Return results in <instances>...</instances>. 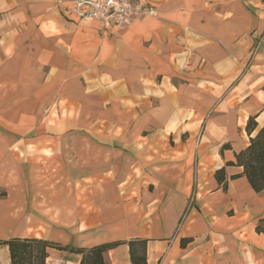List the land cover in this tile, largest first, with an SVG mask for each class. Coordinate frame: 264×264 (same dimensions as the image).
I'll use <instances>...</instances> for the list:
<instances>
[{
  "label": "crops",
  "instance_id": "1",
  "mask_svg": "<svg viewBox=\"0 0 264 264\" xmlns=\"http://www.w3.org/2000/svg\"><path fill=\"white\" fill-rule=\"evenodd\" d=\"M142 2L156 16L107 30L69 0H0V242L264 264V191L237 163L264 127V1Z\"/></svg>",
  "mask_w": 264,
  "mask_h": 264
},
{
  "label": "trees",
  "instance_id": "2",
  "mask_svg": "<svg viewBox=\"0 0 264 264\" xmlns=\"http://www.w3.org/2000/svg\"><path fill=\"white\" fill-rule=\"evenodd\" d=\"M264 1V0H263ZM257 124L255 117L248 121L247 132L251 135ZM250 146L237 156V163L244 168V173L256 193L264 191V127L258 135L250 139ZM223 170L217 173L219 179ZM257 232L264 234V220H262ZM122 243H106L92 248H69L58 243H53L36 238H14L0 245L9 247L11 264H46L48 250L71 251L82 256L80 264H106L105 253ZM130 248L132 264L147 263V241L132 240L127 242Z\"/></svg>",
  "mask_w": 264,
  "mask_h": 264
},
{
  "label": "built area",
  "instance_id": "3",
  "mask_svg": "<svg viewBox=\"0 0 264 264\" xmlns=\"http://www.w3.org/2000/svg\"><path fill=\"white\" fill-rule=\"evenodd\" d=\"M76 15L85 21H98L104 29L129 27L138 17L156 12L142 0H69Z\"/></svg>",
  "mask_w": 264,
  "mask_h": 264
},
{
  "label": "rangeland",
  "instance_id": "4",
  "mask_svg": "<svg viewBox=\"0 0 264 264\" xmlns=\"http://www.w3.org/2000/svg\"><path fill=\"white\" fill-rule=\"evenodd\" d=\"M3 194H0V196H2Z\"/></svg>",
  "mask_w": 264,
  "mask_h": 264
}]
</instances>
